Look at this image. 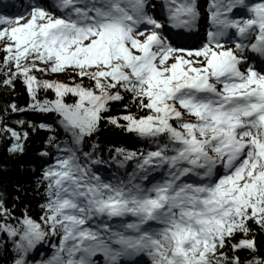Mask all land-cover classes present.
Instances as JSON below:
<instances>
[{"label":"snow or ice","instance_id":"6c2138e0","mask_svg":"<svg viewBox=\"0 0 264 264\" xmlns=\"http://www.w3.org/2000/svg\"><path fill=\"white\" fill-rule=\"evenodd\" d=\"M157 7L0 0V84L28 96L0 136L23 153L39 127L55 149L38 219L0 196V264H264V63L244 54L264 58V0H207L204 24L197 0ZM9 110L55 113L62 134ZM102 127L148 147L102 158Z\"/></svg>","mask_w":264,"mask_h":264},{"label":"trees","instance_id":"16d2710c","mask_svg":"<svg viewBox=\"0 0 264 264\" xmlns=\"http://www.w3.org/2000/svg\"><path fill=\"white\" fill-rule=\"evenodd\" d=\"M3 53H0L2 56ZM60 78H63L61 76ZM15 89L7 88L3 84H0V118L4 117V109L11 102L15 101L18 106H25L28 102L27 92L24 86L19 80L15 82ZM47 95L49 98H54V94L51 91L46 93L41 92L40 98L43 99ZM72 97L69 94L65 97L67 102H72ZM133 110H135L133 108ZM122 111V109H121ZM10 119L8 123L10 126L19 127L14 124L16 119L31 120L34 124L38 125L41 122L52 123L56 131L53 133L58 138L62 134V129L57 122V116L55 113H40L35 111L17 112L11 113L9 110ZM103 124V122H102ZM29 132V138L25 141V150L23 153H10L8 146L10 140L8 138L0 136V196H2L7 202L8 206L15 204L14 211L17 215H20L25 206L28 208L29 214L38 219L41 213L40 203H42V188H36L37 177L40 176L43 167L46 163H52V159L55 156V149L50 146H46L44 141L47 140L49 133L45 129L39 127L33 131L31 128H27ZM97 142L102 149L100 155L102 158H108L109 145L124 146L130 149H140L141 147L147 148L148 145L145 141L140 140L135 135L125 133L119 129L112 127H102L100 133L97 134ZM41 150H48L49 156H41ZM97 167L105 170L106 172H116L119 176H124L126 172H131L134 167L133 161H128L123 168L109 161L107 164H101ZM19 196V199L15 197ZM48 247V245H45ZM42 248L38 246V250L33 253L35 258L38 257ZM3 254L0 253V256ZM243 254L241 259H243Z\"/></svg>","mask_w":264,"mask_h":264}]
</instances>
